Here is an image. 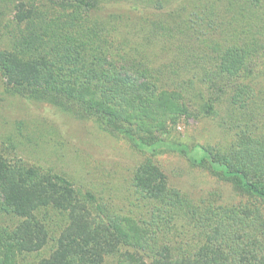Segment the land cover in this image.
<instances>
[{
	"label": "trees",
	"instance_id": "16d2710c",
	"mask_svg": "<svg viewBox=\"0 0 264 264\" xmlns=\"http://www.w3.org/2000/svg\"><path fill=\"white\" fill-rule=\"evenodd\" d=\"M1 46L5 94L128 139L143 160L113 196L8 139L0 264H264V0H0ZM191 120L217 142L183 141ZM166 152L228 194L174 186Z\"/></svg>",
	"mask_w": 264,
	"mask_h": 264
},
{
	"label": "rangeland",
	"instance_id": "374dc122",
	"mask_svg": "<svg viewBox=\"0 0 264 264\" xmlns=\"http://www.w3.org/2000/svg\"><path fill=\"white\" fill-rule=\"evenodd\" d=\"M5 88L6 79L0 75L1 152H13L8 149V139H21L26 146L21 156L64 173L75 187L105 189L108 194L118 196L117 190L129 185L135 168L143 160V153L134 148L132 141L110 137L93 123L60 113L48 103L7 95ZM178 132L183 141L191 144L216 143L219 139L218 130L209 121L191 120L181 125ZM158 160L170 182L193 197L205 195L215 185L216 188L222 185L228 194V187L208 173L191 168L178 153H163Z\"/></svg>",
	"mask_w": 264,
	"mask_h": 264
}]
</instances>
